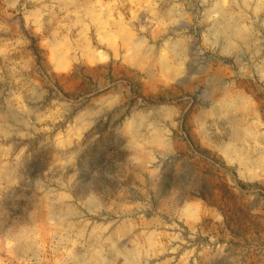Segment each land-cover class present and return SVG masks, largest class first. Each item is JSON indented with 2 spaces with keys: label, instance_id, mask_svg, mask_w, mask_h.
Masks as SVG:
<instances>
[{
  "label": "rangeland",
  "instance_id": "rangeland-1",
  "mask_svg": "<svg viewBox=\"0 0 264 264\" xmlns=\"http://www.w3.org/2000/svg\"><path fill=\"white\" fill-rule=\"evenodd\" d=\"M0 264H264V0H0Z\"/></svg>",
  "mask_w": 264,
  "mask_h": 264
}]
</instances>
